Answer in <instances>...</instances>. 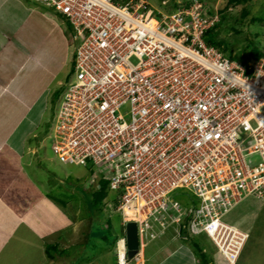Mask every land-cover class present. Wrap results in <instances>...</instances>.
Segmentation results:
<instances>
[{
    "label": "built area",
    "instance_id": "obj_1",
    "mask_svg": "<svg viewBox=\"0 0 264 264\" xmlns=\"http://www.w3.org/2000/svg\"><path fill=\"white\" fill-rule=\"evenodd\" d=\"M31 1L62 17L75 44L52 151L63 165L110 166L100 176L114 210L136 226V253L119 240L116 264L143 262L171 227L186 238L182 224L233 264L245 235L221 219L250 196L264 201V59L248 70L208 45L220 20L197 0L170 12L145 0ZM180 190L197 202L172 199Z\"/></svg>",
    "mask_w": 264,
    "mask_h": 264
},
{
    "label": "crops",
    "instance_id": "obj_2",
    "mask_svg": "<svg viewBox=\"0 0 264 264\" xmlns=\"http://www.w3.org/2000/svg\"><path fill=\"white\" fill-rule=\"evenodd\" d=\"M74 45L70 26L57 13L31 0H0V218L10 217L9 227L0 226V251L6 248L7 255H16L17 264L51 263L53 259L44 257V247L66 239L65 229L74 223L70 221L67 226L63 222L66 226L60 229L65 231L62 235L59 229H52L60 223V215L65 220L67 217L65 204L50 191L52 187L59 190L61 181L56 183V177L48 181L42 176L37 147L29 143L31 136H39L49 102L59 92L57 99L62 97L70 82L66 71L72 67ZM40 167L42 177L30 174V169L39 171ZM247 208L243 206L242 210ZM223 223L245 235L233 263L238 264L251 236L241 226ZM171 229L177 235V230ZM176 240L170 237L153 245L141 264H200L187 251L175 248ZM11 242L17 245L11 247ZM29 248L26 261L20 255ZM32 249L39 255L34 262ZM25 252L28 255V250Z\"/></svg>",
    "mask_w": 264,
    "mask_h": 264
},
{
    "label": "rangeland",
    "instance_id": "obj_3",
    "mask_svg": "<svg viewBox=\"0 0 264 264\" xmlns=\"http://www.w3.org/2000/svg\"><path fill=\"white\" fill-rule=\"evenodd\" d=\"M153 10L170 12L173 4L178 6L192 0H145ZM204 5V8L217 13L221 22L217 30V38L223 41L228 47L224 54L232 60L241 62L246 53L242 54V50L248 43L258 46L262 52L264 59V0H246L247 2L227 6V0H197ZM43 7V6H42ZM45 8V7H44ZM47 9V8H45ZM49 10V9H47ZM50 11V10H49ZM52 12V11H51ZM222 18V19H221ZM222 20V21H221ZM63 28H67L64 24ZM69 30H66L67 37H70ZM73 43L70 40L68 44ZM134 62V61H133ZM68 81L72 79L71 68H67ZM60 92L58 93V95ZM57 96L49 102L47 110L42 118V125L39 128V136L29 138L30 146L37 147L36 157L42 165L39 171L30 169L32 175L46 177L48 181L52 177H56L55 181H61L60 189L52 187L51 194L59 198V202L65 204L66 220L64 215L59 216L62 224L51 226L52 229H59V235L65 231V238L59 241L58 248L49 250V254L53 255L51 263L47 260V264H116L115 250L118 240L124 236V226L120 213L114 210V201L116 194L104 189L105 197L97 205L91 204L93 194L96 192L93 178H97L99 184L101 172H106L110 166L101 164L93 167L92 164L85 166L63 165L56 159L55 153L52 151V141L49 138L50 129L54 123L59 103L62 99ZM57 100V101H56ZM56 101V102H55ZM128 106H125L126 109ZM50 122V124L48 123ZM35 157V156H34ZM40 169L42 176L40 174ZM38 176V177H39ZM103 176V175H102ZM52 186V185H51ZM98 192V191H97ZM172 199L181 203L191 201L196 203L197 200L185 190L176 191L172 195ZM243 203L225 216L222 221L229 225L241 226L247 231L251 238L244 246L238 264H264V201L250 196L242 201ZM248 207L242 210V207ZM64 216V217H63ZM0 226L9 227L10 217L4 220L1 216ZM49 220V219H48ZM70 221L74 222L70 228L64 230V226H69ZM66 225H63L64 223ZM251 227V228H250ZM48 230V229H46ZM167 231V230H166ZM165 231V232H166ZM159 235L155 240L149 241L144 247V258L149 256L150 248L160 242L169 240L174 237L177 246L182 251H187L188 255L199 259V252H204L205 257L214 264H228L221 253L202 233L190 235L188 238H181L174 234L171 230ZM6 239L3 240L5 242ZM35 240V239H34ZM35 242V241H34ZM45 244V242H44ZM54 244V243H53ZM17 245L11 242L9 246ZM16 247V246H15ZM8 250H10L8 248ZM28 250V255L26 252ZM22 250L20 257L27 261L30 248ZM36 254L33 262L37 261L38 251L32 249ZM200 250V251H199ZM59 251V252H58ZM45 258L49 259L44 247ZM59 253V254H58ZM113 254V255H112ZM31 261L28 258V261ZM43 262V261H42ZM16 255H7V249L0 251V264H17ZM130 262L129 264H141Z\"/></svg>",
    "mask_w": 264,
    "mask_h": 264
},
{
    "label": "trees",
    "instance_id": "obj_4",
    "mask_svg": "<svg viewBox=\"0 0 264 264\" xmlns=\"http://www.w3.org/2000/svg\"><path fill=\"white\" fill-rule=\"evenodd\" d=\"M244 2L246 3L247 1L246 0H227V6H235V5L242 4ZM189 4H190V1L184 3L182 6L187 7V6H189ZM178 7H179L178 5L173 4V9L172 10H175ZM220 24H221V22H219L213 29H211L210 31H208L205 34V41H206V43L208 45L214 46L218 50H220L221 52L224 53L227 50L228 47L226 46V44L223 41H220L217 38V36H218L217 35V30H218V27L220 26ZM243 53H246L247 57H245L241 61V63L245 67H247L248 70H250L253 67V65L255 63H257L263 57L262 56V52L259 50L258 46L252 44L251 42L248 43L247 45H245V47L242 50V54ZM231 59H233V58H231ZM99 186H100V190L98 192L96 191L93 194L92 199H91V204L93 206L97 205V203L102 201L104 199V197H105L104 189L106 188V182L101 180L100 183H99ZM180 230H181L180 234H181L182 237L185 236L186 238H188L190 236L186 224H182V227H181ZM57 248H58L57 244H49L48 246H46V253H47L49 259L50 258L52 259L54 257L53 255L49 254V250H51V249H53V250L56 249L57 250ZM204 254H205L204 252H201V253L199 252V255H200L199 262H200V264H210V262L208 261V259L205 257Z\"/></svg>",
    "mask_w": 264,
    "mask_h": 264
},
{
    "label": "water",
    "instance_id": "obj_5",
    "mask_svg": "<svg viewBox=\"0 0 264 264\" xmlns=\"http://www.w3.org/2000/svg\"><path fill=\"white\" fill-rule=\"evenodd\" d=\"M125 240L128 250V258H132L136 253L138 246L137 230L134 223H128L125 226Z\"/></svg>",
    "mask_w": 264,
    "mask_h": 264
},
{
    "label": "clouds",
    "instance_id": "obj_6",
    "mask_svg": "<svg viewBox=\"0 0 264 264\" xmlns=\"http://www.w3.org/2000/svg\"><path fill=\"white\" fill-rule=\"evenodd\" d=\"M149 5V4H148ZM150 6V5H149ZM151 7V6H150ZM170 11H172V10H170ZM128 224V223H127ZM123 225V224H122ZM124 226V229H125V226L126 225H123ZM205 235V234H204ZM206 236V235H205ZM121 239H123L124 240V242H125V245H126V240H125V231H124V236H122L119 240H121ZM209 239V238H208ZM118 240V241H119ZM210 240V239H209ZM211 241V240H210ZM118 243V242H117ZM213 244V243H212ZM138 247V246H137ZM215 247V246H214ZM216 248V247H215ZM126 249H127V247H126ZM137 251V250H136ZM116 253V250H115V252H114V254ZM143 254H144V252H143ZM134 256V255H133ZM115 257V256H114ZM127 257H128V250H127ZM143 258H144V255H143ZM129 259H131V258H129ZM115 260H116V258H115Z\"/></svg>",
    "mask_w": 264,
    "mask_h": 264
}]
</instances>
